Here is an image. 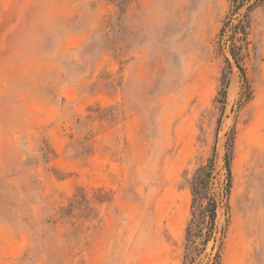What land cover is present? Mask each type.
Returning a JSON list of instances; mask_svg holds the SVG:
<instances>
[{"label": "rangeland", "instance_id": "374dc122", "mask_svg": "<svg viewBox=\"0 0 264 264\" xmlns=\"http://www.w3.org/2000/svg\"><path fill=\"white\" fill-rule=\"evenodd\" d=\"M229 5L0 0V264H181L211 158L222 262L264 264V4L245 81Z\"/></svg>", "mask_w": 264, "mask_h": 264}, {"label": "trees", "instance_id": "16d2710c", "mask_svg": "<svg viewBox=\"0 0 264 264\" xmlns=\"http://www.w3.org/2000/svg\"><path fill=\"white\" fill-rule=\"evenodd\" d=\"M264 0H230L229 11L225 16L220 29L219 37L223 44L228 46L229 53L233 63L239 69L241 77L245 81V72L240 62V44L239 41L247 43V27L250 12ZM245 7V11L240 13ZM233 16L237 18L236 23H232ZM229 27L230 33L225 38V30ZM227 63L230 64L227 58ZM224 88L227 87V81H224ZM225 96L226 90L223 89ZM231 146V145H230ZM213 158L205 165L199 166L190 179V190L192 195L190 219L185 227V238L181 264H223V244L225 229H220L217 236V209L219 198L210 194L211 179L213 177L214 163ZM226 168V192L228 191L231 179L230 161L225 160ZM82 200L87 204L85 195ZM74 203L70 204L73 207ZM69 209V208H68ZM71 209V208H70Z\"/></svg>", "mask_w": 264, "mask_h": 264}, {"label": "bare ground", "instance_id": "6f19581e", "mask_svg": "<svg viewBox=\"0 0 264 264\" xmlns=\"http://www.w3.org/2000/svg\"><path fill=\"white\" fill-rule=\"evenodd\" d=\"M235 190H236V188H235V182H233L232 195H231V203H233V195H234Z\"/></svg>", "mask_w": 264, "mask_h": 264}]
</instances>
